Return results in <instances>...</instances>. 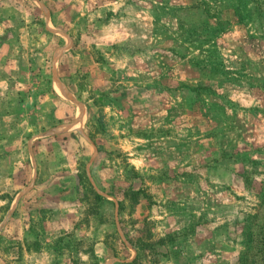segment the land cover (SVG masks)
Wrapping results in <instances>:
<instances>
[{
	"label": "rangeland",
	"instance_id": "obj_1",
	"mask_svg": "<svg viewBox=\"0 0 264 264\" xmlns=\"http://www.w3.org/2000/svg\"><path fill=\"white\" fill-rule=\"evenodd\" d=\"M0 41L32 125L0 264H264V0H0Z\"/></svg>",
	"mask_w": 264,
	"mask_h": 264
},
{
	"label": "crops",
	"instance_id": "obj_2",
	"mask_svg": "<svg viewBox=\"0 0 264 264\" xmlns=\"http://www.w3.org/2000/svg\"><path fill=\"white\" fill-rule=\"evenodd\" d=\"M1 45V41H0ZM4 58L5 64L8 61L6 56H2ZM2 63V62H1ZM3 64V63H2ZM24 65V61L17 64L16 68H14V61L12 60L11 69L4 70L5 67L0 66V96L8 95L17 96L12 101L9 100L7 103H3V107H5V120L6 124H3L0 121V193H16L19 190L25 187V184L28 182L30 178V153L27 151L28 148L25 147L26 136L32 132V125L30 124V118L27 117L28 109H30L29 105L31 103L30 94L27 88L22 87V83H24V79L26 76L22 70ZM24 96L21 98L19 96ZM12 97V98H13ZM11 98V99H12ZM34 98V97H32ZM39 104L38 109L45 114L48 112L47 101L49 98L46 95L39 96L38 95ZM43 98V100H41ZM37 100V101H38ZM42 101V102H41ZM50 105L52 109L51 119L53 121L66 118V126L59 127L56 129V133L59 130L70 131L69 137L70 139L76 138L80 143H87V137L84 133V125L86 119L82 112L75 111V118L72 122L69 118L72 117L73 108L67 102H64L60 96L56 94L54 97L50 96ZM42 103V104H40ZM2 101L0 103V111H4L2 106ZM37 109V110H38ZM26 114V115H25ZM71 121V122H70Z\"/></svg>",
	"mask_w": 264,
	"mask_h": 264
},
{
	"label": "water",
	"instance_id": "obj_3",
	"mask_svg": "<svg viewBox=\"0 0 264 264\" xmlns=\"http://www.w3.org/2000/svg\"><path fill=\"white\" fill-rule=\"evenodd\" d=\"M57 82H58V84H59L61 90H62L64 93L66 92V94H69L70 97H71V94L69 93L68 89H67L66 86L60 81V79L57 78ZM71 98H72V97H71Z\"/></svg>",
	"mask_w": 264,
	"mask_h": 264
},
{
	"label": "bare ground",
	"instance_id": "obj_4",
	"mask_svg": "<svg viewBox=\"0 0 264 264\" xmlns=\"http://www.w3.org/2000/svg\"><path fill=\"white\" fill-rule=\"evenodd\" d=\"M57 91H59V90H57Z\"/></svg>",
	"mask_w": 264,
	"mask_h": 264
}]
</instances>
